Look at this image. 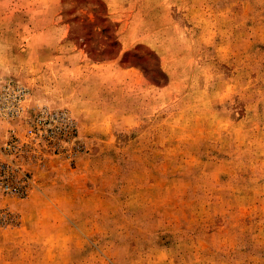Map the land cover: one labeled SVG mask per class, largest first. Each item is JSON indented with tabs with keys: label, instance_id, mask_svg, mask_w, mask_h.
<instances>
[{
	"label": "rangeland",
	"instance_id": "rangeland-1",
	"mask_svg": "<svg viewBox=\"0 0 264 264\" xmlns=\"http://www.w3.org/2000/svg\"><path fill=\"white\" fill-rule=\"evenodd\" d=\"M0 264H264V0H0Z\"/></svg>",
	"mask_w": 264,
	"mask_h": 264
}]
</instances>
